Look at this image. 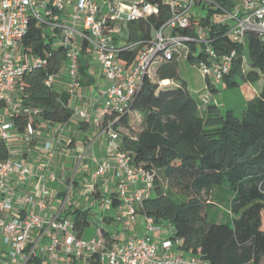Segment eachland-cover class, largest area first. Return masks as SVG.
I'll list each match as a JSON object with an SVG mask.
<instances>
[{
    "label": "trees",
    "instance_id": "trees-1",
    "mask_svg": "<svg viewBox=\"0 0 264 264\" xmlns=\"http://www.w3.org/2000/svg\"><path fill=\"white\" fill-rule=\"evenodd\" d=\"M156 2L159 14L127 25L124 38L143 42L119 54L127 67L136 64L154 31L171 16L162 0ZM213 2L198 1L204 8L208 5L207 14L198 17L193 13L190 27L179 29L180 33L194 35L197 28L203 27L220 54L236 52L231 70L222 80L224 88L259 82L264 77V35L251 31L244 42L237 40L227 33L226 24L212 20L215 13L221 12L216 5L229 9L237 0ZM22 42L25 51L42 58L43 64L28 71L21 80L20 104L31 112L13 114L16 129L23 133L30 120L35 127L41 121L70 122L75 114L71 94L59 92L47 83L49 77H56L66 66L67 50L34 20ZM188 45L187 59L196 65L201 45ZM178 60L179 55L175 54L158 63V81L145 76L132 106V111L142 117V129L134 132L130 113L114 125L120 132L121 127L129 131L122 135V142L134 162L154 174V193L136 206V213L154 222L171 224L173 232L169 238L177 249L184 255L199 257L204 264H264V89L248 101L242 116L233 109L224 111L215 102L200 110L197 98L179 75ZM88 68L80 62L83 81H87ZM161 81L167 82L160 84ZM206 83L212 91L218 90L212 79L207 77ZM115 117L108 116L102 125ZM89 125L87 120L80 122L82 128ZM10 154V147L0 141V160L8 159ZM215 187L234 192L230 220L208 218L207 196ZM111 202L115 206L121 204L117 192H112ZM88 216V211H73L74 231L79 238L90 224ZM29 264H43V260L34 257ZM87 264L105 263L95 253L87 258Z\"/></svg>",
    "mask_w": 264,
    "mask_h": 264
},
{
    "label": "built area",
    "instance_id": "built-area-1",
    "mask_svg": "<svg viewBox=\"0 0 264 264\" xmlns=\"http://www.w3.org/2000/svg\"><path fill=\"white\" fill-rule=\"evenodd\" d=\"M198 1L214 3L213 0H162L170 8L169 20L154 31L136 64L127 67L119 54L123 50L135 49L143 42L126 40L123 30L130 21L159 14L160 6L156 0H0V141L10 147L19 132L13 114L31 112L22 108L15 94L21 89L23 76L43 64L42 58L25 51L22 42L34 20L54 37L56 44L67 50L73 89L78 86L80 62L86 51L95 56L108 80L96 120L103 124L108 116L116 115L103 125L107 135V152L115 161L100 162L93 178H106L114 169L119 178L117 194L121 205L130 216H134L136 206L154 193V174L137 165L124 149L122 134L115 128V123L123 115L133 112L137 92L145 76H152L153 66L172 59L175 54L187 58L189 42L201 45L196 65L205 79L223 80L231 70L236 54H220L212 47L203 27L197 28L194 35L180 33L179 29L190 27L192 8ZM216 7L225 13L219 22L226 24L227 33L237 40L244 42L251 31L264 35V0H242L229 9ZM54 79V76L49 77L47 83L53 84ZM160 84H166V81ZM210 102L207 98L206 106ZM74 115L91 120L84 110H75ZM36 134L37 129L30 120L21 136L31 141ZM54 145V140L48 141L46 148L53 151ZM10 153L8 159L0 160V237L8 248L7 258L0 259V264H29L32 258L40 257L42 253H49L52 260L59 259L61 247L78 260L98 253L105 264H204L197 256L174 252L176 244L170 238L158 241L147 234L108 244L103 236L92 240L77 237L70 219L57 216L46 221L43 211L47 209L50 188L44 187L38 198L33 192L23 197L16 195L13 185H27L34 177V167L26 160L15 157L11 149ZM147 220L148 231L154 230V220ZM47 223L52 231L51 241L45 245L41 239H35L33 233ZM62 231L70 234L64 244L59 237Z\"/></svg>",
    "mask_w": 264,
    "mask_h": 264
},
{
    "label": "crops",
    "instance_id": "crops-1",
    "mask_svg": "<svg viewBox=\"0 0 264 264\" xmlns=\"http://www.w3.org/2000/svg\"><path fill=\"white\" fill-rule=\"evenodd\" d=\"M94 58L92 53L84 52L81 62L83 65L89 66L88 78L87 81H83V75L79 69L78 86L74 89L67 64L64 67L66 71L62 69L58 74L60 77H55L53 83L56 90L59 87L61 91L71 94L72 106L75 110H84L89 113L91 117L89 127L82 128L80 122L83 119L74 115L73 119L66 124L41 121L36 127L37 134L31 141L24 140L21 136L22 133L18 132L10 143V149L13 148L15 157L26 160L34 167V177L27 185L15 183L13 189L16 195L23 197L33 192L38 198L39 192L44 187L50 188L51 195L47 199V209L43 211L46 221H51L57 216L73 221V211L77 209L88 211L90 224L81 236L85 240L103 236L114 243L129 237H142L150 234L156 240L164 241L169 239V235L173 232L171 224L164 221L154 222V230L148 231L146 216L140 213L130 216L121 204L115 206L112 202H107V200H111L112 192H117L119 185V178L114 169L106 178H93V173L100 162L112 161L114 163L115 161L114 158L109 157L107 152L105 128L101 121L96 120L103 102L102 93L108 80L104 77ZM237 88L241 90L244 103H248L259 96L264 89V77L258 83H244ZM190 91L192 92L191 89ZM15 97L20 100V89L16 92ZM245 105L247 106V104ZM51 140H54L55 144L53 151L46 148L47 142ZM71 173L74 175L71 176ZM51 231L52 229L47 223L34 232L33 237L41 239L43 244L48 245L51 241ZM105 234H109V236L106 237ZM59 237L64 244L70 234L62 231L59 232ZM177 248L176 244L173 248L174 252L184 255ZM7 252L8 248L0 237L1 260H6ZM59 252V259L54 260L50 258L49 253H42L40 258H42L43 264H58V262L60 264H87V257L78 260L68 255L64 247H61Z\"/></svg>",
    "mask_w": 264,
    "mask_h": 264
},
{
    "label": "rangeland",
    "instance_id": "rangeland-1",
    "mask_svg": "<svg viewBox=\"0 0 264 264\" xmlns=\"http://www.w3.org/2000/svg\"><path fill=\"white\" fill-rule=\"evenodd\" d=\"M241 1L242 0H237V3H240ZM207 12H208V5L206 8H204L203 5L199 3H195L192 8V13L197 14L198 17L206 15ZM224 14L225 13L217 12L212 16V20L219 21L223 18ZM126 33H127V29L124 28L123 36H125ZM245 52H246L245 58H247L248 48H246ZM157 68H158V64H155L151 70L152 78L155 81H158V77L156 75ZM63 70L66 71L65 68H63ZM178 72L181 78L187 82L189 88L192 90L193 95L197 98L199 102L200 110L204 109V107L206 106V99L209 98L212 103L213 102L219 103L220 107L224 111L233 109L238 116H242L243 110L246 108L244 106H246L245 104L247 103H244L243 97L241 95V90L239 88L227 89L224 88L222 80L212 79L213 82L218 86L217 91H212L207 87L206 79L202 70L197 65L191 64L188 61V59L184 56L179 57ZM56 77L59 78L60 76L57 75ZM57 91L61 92V89L57 87ZM130 119L134 132L140 130L142 117L138 113L134 112L131 114ZM120 130L122 135L129 133V131L124 127H121ZM11 151L13 154H15L13 148L11 149ZM73 175L74 174L71 173V176ZM233 195L234 192L232 191L227 192L226 189L220 187L213 188L210 195L207 196L209 203V211H208L209 220L227 221L232 218V215L230 213V204ZM58 264H60V262H58Z\"/></svg>",
    "mask_w": 264,
    "mask_h": 264
},
{
    "label": "bare ground",
    "instance_id": "bare-ground-1",
    "mask_svg": "<svg viewBox=\"0 0 264 264\" xmlns=\"http://www.w3.org/2000/svg\"><path fill=\"white\" fill-rule=\"evenodd\" d=\"M167 82V81H166Z\"/></svg>",
    "mask_w": 264,
    "mask_h": 264
}]
</instances>
